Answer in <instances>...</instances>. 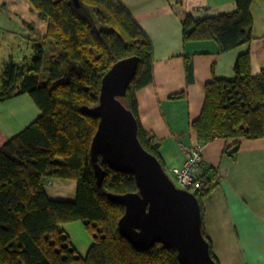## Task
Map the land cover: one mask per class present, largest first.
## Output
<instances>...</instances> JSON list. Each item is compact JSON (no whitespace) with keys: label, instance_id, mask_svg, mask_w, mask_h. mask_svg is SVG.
I'll return each mask as SVG.
<instances>
[{"label":"trees","instance_id":"16d2710c","mask_svg":"<svg viewBox=\"0 0 264 264\" xmlns=\"http://www.w3.org/2000/svg\"><path fill=\"white\" fill-rule=\"evenodd\" d=\"M48 33L36 44L27 64L6 65L0 102L29 94L40 117L0 148V264H181L178 251L160 243L149 250L135 248L119 231L125 207L109 194L138 192L134 175L105 170L99 185L91 146L100 119L83 111L99 103L102 81L120 60L139 58L138 72L122 101L135 116L142 146L165 168L158 146L140 121L137 92L154 83V47L122 0H29ZM254 0H237V9L208 18L191 14L183 19V40L216 41L220 53L254 41ZM187 82L194 81L193 64L185 58ZM233 80L213 78L206 85L200 117L193 122L196 143L218 139H264V72L254 75L250 52L239 56ZM185 93L172 95L183 99ZM240 142L224 153L237 160ZM199 175L197 197L205 232L204 201L219 185L216 169ZM166 170V168H165ZM167 171V170H166ZM50 179L75 181L74 200L51 199L45 189ZM81 222L93 243L81 254L63 225Z\"/></svg>","mask_w":264,"mask_h":264},{"label":"crops","instance_id":"0c3cea01","mask_svg":"<svg viewBox=\"0 0 264 264\" xmlns=\"http://www.w3.org/2000/svg\"><path fill=\"white\" fill-rule=\"evenodd\" d=\"M154 47V83L137 92L143 129L156 141L166 170L184 165L187 147L196 144L192 127L203 110L206 85L213 78L233 80L239 56L250 52L252 72H264V0H254V41L220 53L216 41L183 40V19H203L237 9V0H122ZM48 23L29 0H0V87L8 63L27 64ZM193 64L187 82L185 58ZM185 93L183 99L172 95ZM41 115L29 94L0 102V148ZM240 142L234 161L224 153ZM205 168L216 169L219 185L205 199V232L220 264H264V139H218L202 150ZM77 183L53 179L46 186L51 199L74 200ZM72 237V227L63 225ZM72 240V238H71ZM93 240L77 244L85 255ZM76 247V248H77Z\"/></svg>","mask_w":264,"mask_h":264},{"label":"water","instance_id":"95a60500","mask_svg":"<svg viewBox=\"0 0 264 264\" xmlns=\"http://www.w3.org/2000/svg\"><path fill=\"white\" fill-rule=\"evenodd\" d=\"M75 3L80 6L79 0ZM138 66V57L115 63L103 78L99 103L83 108L100 119L91 146L97 183L105 178L99 157L111 169L134 175L138 192L109 194V199L125 207L119 231L135 248L149 250L160 243L175 248L181 264H217L202 233L197 197L178 187L158 158L142 146L137 120L122 101Z\"/></svg>","mask_w":264,"mask_h":264},{"label":"built area","instance_id":"2783aa9c","mask_svg":"<svg viewBox=\"0 0 264 264\" xmlns=\"http://www.w3.org/2000/svg\"><path fill=\"white\" fill-rule=\"evenodd\" d=\"M203 147L200 144L187 147L186 163L181 166H174L169 171V174L174 177V182L183 189L192 190L202 187V183L199 181V175L202 171Z\"/></svg>","mask_w":264,"mask_h":264},{"label":"rangeland","instance_id":"374dc122","mask_svg":"<svg viewBox=\"0 0 264 264\" xmlns=\"http://www.w3.org/2000/svg\"><path fill=\"white\" fill-rule=\"evenodd\" d=\"M193 16V15H192ZM194 17V16H193ZM197 144V143H196ZM195 144V145H196ZM198 145V144H197ZM171 179L174 180V177L171 176ZM176 183V182H175ZM177 184V183H176ZM178 187L182 188L180 185L177 184ZM193 192V191H192ZM67 225H70V227H72V242L74 243V245L77 247V244H80V242H82V244H84V241L86 239H90L93 240V237L91 235V233L87 230V228L84 226L83 223L81 222H74V223H69ZM77 249L79 250V248L77 247ZM80 251V250H79ZM81 252V251H80ZM88 252V251H87ZM87 254V253H86Z\"/></svg>","mask_w":264,"mask_h":264},{"label":"bare ground","instance_id":"6f19581e","mask_svg":"<svg viewBox=\"0 0 264 264\" xmlns=\"http://www.w3.org/2000/svg\"><path fill=\"white\" fill-rule=\"evenodd\" d=\"M51 180H53V179H50V180L47 182L46 186L49 184V182H50ZM74 182H75V181H74ZM46 186H45V189H46Z\"/></svg>","mask_w":264,"mask_h":264},{"label":"clouds","instance_id":"9594fccd","mask_svg":"<svg viewBox=\"0 0 264 264\" xmlns=\"http://www.w3.org/2000/svg\"><path fill=\"white\" fill-rule=\"evenodd\" d=\"M167 173L169 174V171L167 170ZM169 176H170V174H169ZM174 181V180H173ZM177 185V184H176ZM189 191H191L192 192V190H189Z\"/></svg>","mask_w":264,"mask_h":264}]
</instances>
